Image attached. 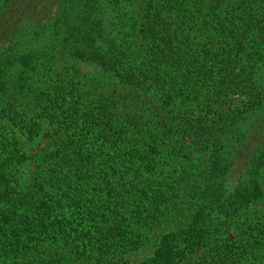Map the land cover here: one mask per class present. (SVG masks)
Segmentation results:
<instances>
[{"label":"trees","instance_id":"trees-1","mask_svg":"<svg viewBox=\"0 0 264 264\" xmlns=\"http://www.w3.org/2000/svg\"><path fill=\"white\" fill-rule=\"evenodd\" d=\"M127 1L0 0V107L8 108L4 77L17 68L9 84L23 91L27 77L52 71L49 53L56 48L134 85L157 87L168 105L192 102L193 92L205 89V109H185L178 121V131L210 161L191 196V223L162 240L155 257L141 264L183 261L178 255L189 243L206 240L212 242V264H239L264 242V218L238 223L245 205L264 195V1L142 0L140 28L127 16ZM137 31L149 45L144 55L130 41ZM139 57L149 63L136 67ZM74 83L75 77L59 76L49 99L43 98L52 103V111H42L57 138L50 151L32 160L37 164L26 184L20 167L28 158L13 135L0 132V264L57 243L59 236L67 243L81 231L87 240L78 254L105 256L118 240L158 221L167 207V179L156 167V158L170 153L159 145L168 140L167 131L154 122L139 129L133 116L119 120L99 97L93 104L78 96L67 105L66 90H76ZM232 89L246 97L236 105L219 103L227 111L210 116L209 105ZM179 90L182 97L176 96ZM26 128L31 133L34 123Z\"/></svg>","mask_w":264,"mask_h":264},{"label":"rangeland","instance_id":"rangeland-1","mask_svg":"<svg viewBox=\"0 0 264 264\" xmlns=\"http://www.w3.org/2000/svg\"><path fill=\"white\" fill-rule=\"evenodd\" d=\"M142 5V0H128L125 3L127 16L131 20L137 21L139 28ZM130 41L133 48L141 55L145 54V50H149L146 37L138 31L136 36L130 37ZM49 58L52 71L43 78L42 75L41 77L38 75L27 77V86L25 85L23 91L21 88L17 87L15 89V86L11 87L9 84L11 80H14L13 77L17 73V68L7 74L9 78L4 77V80H7L5 97L8 100V103H6L8 108L6 106L0 107V132L5 137L13 135L20 144V153L23 158H28L23 163L22 168L20 167L21 183L26 184L31 178V173L37 164V162L32 160L50 151L57 138L56 132L54 136V125H52L45 112L42 111L44 106H47L52 111V108H50L52 103L49 105L47 101L43 100V98L49 99L50 94H52L50 84H53V80L58 79L59 76L66 78L75 77L74 86L71 88L76 90H66L69 92L66 95L67 105L72 104L78 96L80 97L79 102L83 101V103L90 102L93 104L96 103V99L99 97L101 102H106L111 107L119 120H124L127 116H133L135 123L139 125V129L142 126L147 127L154 122L157 127L167 131L168 140L166 142L160 141V144H158L161 148L166 149L167 153H170L166 157L156 158V167L159 168L160 175L167 179L163 182L162 188L165 190L166 196L169 195V199L166 204L167 207L158 214L160 217L158 221L154 222L151 219L147 227L142 229L141 232H135L134 235H130L128 238L118 240V243H114L115 246H113L112 250L104 254L105 256H95L88 252H85L84 256L78 254L82 240H87V237L81 231L73 235V238H70L71 241L69 240L67 243H64V239L59 236L57 237V243L49 245L46 242L38 247L37 250L27 252L29 255H21L22 253L19 252V259L17 261L12 259L9 263L141 264L154 258L162 240L169 241L171 233L186 230L189 223H191L193 212L191 196L192 193L200 190L199 176L209 166L208 154L197 147L187 134L178 131V121L185 109L192 113H199L205 109L203 103L208 101L206 90L202 89L197 93L193 92L195 99L192 102L185 98L184 102L177 101L168 105L163 102L160 95L161 90L157 87L134 85L119 77L112 70H104L95 63H88L75 58L59 48L50 50ZM141 61L144 62L145 66L149 63V59L139 57L137 64H135L136 67L141 65ZM36 70H40V67ZM39 78L42 79L39 80ZM187 87L184 85V90ZM181 91L179 90L176 96L182 97L184 94ZM193 94H190L189 98H193ZM224 95H227V97L218 103L209 105L211 106V109L209 108L210 116L213 117L215 115V110H226L224 107H218L219 103L228 104L230 101V103L236 105L246 97L244 91L240 92L234 89L223 93ZM18 117L25 118V121ZM31 122L34 123L33 131L31 133L26 132V127ZM167 143H169V148ZM241 169L242 167H240L239 172ZM260 182L264 191V175L261 176ZM156 184L157 182L154 181L155 186ZM72 186L73 188L76 187L75 184ZM68 192H71V189H68ZM263 218L264 195L250 205H245L240 213L238 223L239 225L240 223L248 224L249 222L258 224ZM98 220L101 222L102 218ZM237 229L238 226L234 230L231 229L229 233H236ZM253 233L255 235L256 231H253ZM189 245L190 247L185 253L178 255V257L183 258V261H175L172 264H193L199 261L204 264H212L210 261L212 242L210 243V240L202 242L204 246L201 243H189ZM182 248L183 246L180 245V249ZM239 264H264V242L259 245L256 244L252 248L251 253L243 257Z\"/></svg>","mask_w":264,"mask_h":264}]
</instances>
